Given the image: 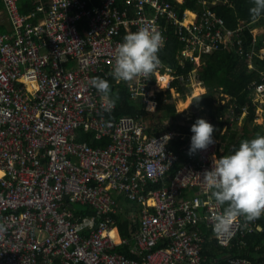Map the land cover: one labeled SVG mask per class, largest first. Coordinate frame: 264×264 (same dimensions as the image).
<instances>
[{
    "label": "built area",
    "instance_id": "1",
    "mask_svg": "<svg viewBox=\"0 0 264 264\" xmlns=\"http://www.w3.org/2000/svg\"><path fill=\"white\" fill-rule=\"evenodd\" d=\"M20 1L3 0L10 33H0V264H254L230 254L207 261L203 253L207 240L231 248L247 234H264L258 219L243 217L230 235L213 231L216 202L202 176L219 159L215 135L189 155L191 135L149 134L146 114L159 110L160 94L174 81H185L162 60L172 35L180 44L177 66L193 64L190 78L199 74L197 58L221 53L234 52L253 71L264 50L252 25L264 15L231 29L214 10L219 0H51L48 11L36 9L45 21L32 24L36 12L22 14ZM187 1L193 4L184 8ZM145 26L164 37L161 66L147 79H113L117 44ZM94 76L112 90L127 87L143 113L109 119L114 108L89 84ZM256 90L264 101V84ZM79 130L87 141H77ZM175 139L188 142L178 154L168 150ZM189 186L200 189L192 200L184 199ZM121 198L141 214L134 238L119 236L109 217ZM120 246L142 260L119 253Z\"/></svg>",
    "mask_w": 264,
    "mask_h": 264
},
{
    "label": "trees",
    "instance_id": "2",
    "mask_svg": "<svg viewBox=\"0 0 264 264\" xmlns=\"http://www.w3.org/2000/svg\"><path fill=\"white\" fill-rule=\"evenodd\" d=\"M226 1V2H225ZM32 0H23L20 2V10L24 15H28L26 13H30L34 10L31 7ZM97 3V0L95 1ZM193 4L192 1H187L184 5V8H188L189 5ZM23 7H27L28 9H23ZM253 7L252 0H219L218 4L214 7V10L217 14L222 17L225 21L226 25L230 28H236L237 26H247L251 25L254 22L251 19L249 9ZM4 8L3 0H0V10ZM264 15V14H262ZM32 24V20H30ZM253 28L263 29L264 30V22L259 24H253ZM245 35L249 41L252 42V34L246 30ZM259 47H264V34L258 38ZM250 44H248L245 48L246 51H249ZM180 48V44L174 35L171 36L170 41L168 43L167 50L165 51V55H163V60L165 64L169 67L175 68L178 75H183L186 77V82L189 83L188 74L193 69V64L187 62L185 64V68L181 69L177 66V62L175 60V56L177 50ZM260 50L259 48H257ZM254 70L251 71L248 68V65L245 63L244 59L238 57L234 52L231 54H214L212 56H207L205 60V67H203L202 72L199 74V78L197 81H202L204 86L208 88V91L205 95L200 96L194 99L195 107L200 110L199 112H209L212 119H210L211 124H215V107L219 103V98L223 97L222 95H229L234 99H237L238 104L240 106L237 108V114L240 115L241 108L246 106V104H251V85L254 82L260 83L262 77L264 76V61H261L259 57L255 58L253 61ZM115 87L118 89L116 93H114ZM173 87L176 88L177 93L185 94L192 89L186 88L182 83L178 80L175 81ZM219 93H222L219 95ZM119 95V99L116 101L114 112L111 118L117 119L122 116H135L137 114H141L142 109L138 104H134L130 98V94L127 87L123 85H116L114 89L110 92V98H114L115 95ZM160 94V111H166L169 113H175L176 106L175 103H164L167 100V96L170 98V92L167 94ZM202 108H204L202 110ZM217 112V111H216ZM255 119V109L250 106L249 114L246 117L243 126L239 128L240 130H231L229 127V119L221 120L216 127L217 131L216 135L219 139H222L226 144H220V151L222 152V156L232 154L235 149L239 147V144L242 140L255 138L257 133L264 134V126L255 125L251 126V123L254 122ZM227 125V129L224 135H221V131L223 127ZM152 130L150 129V132ZM163 131V130H161ZM161 131L159 133H161ZM80 137L77 141H87V136L80 132ZM230 141V144L228 142ZM182 141L177 142L173 146V149H176L178 145H180ZM232 143V144H231ZM93 146H100L101 143L93 142ZM150 185V184H149ZM160 185V184H158ZM153 188H158L160 186H152ZM131 205V204H130ZM133 206V205H132ZM136 207V206H135ZM76 210H79V207H75ZM123 209V205H117L116 213L111 214V217L115 220V222L120 226L121 221L126 218L128 214V210ZM136 212V216L140 213L136 208L134 213ZM77 214H82L85 216L87 212L85 210L80 209ZM260 225L264 230V219L259 220ZM129 224V223H126ZM141 226V225H140ZM139 224H135L132 229L133 234L138 233L140 230ZM120 231L123 236H127L129 234V230H126V227L120 226ZM207 229V228H206ZM205 228L201 229V232L209 238L210 235ZM117 251L123 255L131 259H140V257L136 256L132 253L129 247L121 246L117 249ZM229 253L233 257H241L251 261L254 264H260L264 262V235L263 233H255V234H247L244 238H241L240 242H236L233 248L229 250H222L217 246V242L214 240H207L206 245L204 247V254L206 256L207 261L215 260L222 254ZM225 262V261H224ZM223 262V263H224Z\"/></svg>",
    "mask_w": 264,
    "mask_h": 264
},
{
    "label": "clouds",
    "instance_id": "3",
    "mask_svg": "<svg viewBox=\"0 0 264 264\" xmlns=\"http://www.w3.org/2000/svg\"><path fill=\"white\" fill-rule=\"evenodd\" d=\"M252 3L249 12L255 22L264 14V0H252ZM163 45L164 37L155 28L140 27L126 34L115 48L110 75L123 82L147 79L161 66L158 53ZM89 84L102 94L109 109L115 107L119 95L110 98V84L106 79L94 76ZM190 130L189 155L207 149L214 142L215 127L205 119L198 118ZM202 180L216 202L213 231L217 236L230 235L241 217L245 223L260 218L264 215V134L242 140L232 154L214 160ZM5 231L6 225L0 223V235Z\"/></svg>",
    "mask_w": 264,
    "mask_h": 264
},
{
    "label": "rangeland",
    "instance_id": "4",
    "mask_svg": "<svg viewBox=\"0 0 264 264\" xmlns=\"http://www.w3.org/2000/svg\"><path fill=\"white\" fill-rule=\"evenodd\" d=\"M205 60H206V58H203L201 60L199 58H197L195 60V69L194 70L195 71L199 70V74H200V72H202L203 67H205ZM199 74L196 76V78H190L188 76L189 77V83H185L186 77L184 76L185 81L182 83V85H184L188 89H192V90L188 91L187 93H185V94L177 93L176 88L173 87V84L175 83V81L172 83V87H173L172 89L173 90L168 89L166 92H164L166 94L168 91L170 92L171 97L169 98L167 96V103L168 104L169 103H172V104L175 103L176 111H175V113H169L166 111L158 110L157 112H152L150 114H146V117H147L146 120H147V124L149 126V134H153L155 136H160V135L174 131V132L182 133L184 135H191L192 136V132L190 129H191V126L195 123V121L198 118H203L206 121L210 122V119H212V116H210L209 112H207V111L206 112H199L200 110H198L194 104L195 98H198L200 96L205 95L208 91V88L206 86H204L202 81H197V79L199 78ZM110 83H112V82H110ZM192 84H194L193 87H192ZM260 84H264V76L262 77L260 83L254 82L251 85L252 103L246 104V106H243V108H241L240 115L237 114V108L240 106V104H238V102H237V99H234L229 95H227V96L224 95L223 97L219 98V103L215 107V110L217 112L214 111L216 114V116L214 118L215 124H212L215 127V131H217L216 127H217V125H219L218 123L222 122L221 120H223V122H225V120H228V119H226L228 117L230 118L229 119L230 129L232 131L233 130H240L239 128H241L243 126V123L245 122L246 117L249 114L250 106H252L255 109V119H254V122L251 123V126H255V125L264 126V101L259 99L260 94H258V92L256 90L257 86ZM111 86L112 85L110 84V87ZM117 90L118 89L115 87L114 93H116ZM220 94H222V93H219V95ZM203 109L204 108H202V110ZM122 117H127V116H122ZM122 117H120V118H122ZM108 118L112 119L111 116H109ZM117 119H119V118H117ZM114 120H116V119H114ZM150 129L152 130L151 132H150ZM161 130H163V131H161ZM225 130H226V127L224 126V131ZM160 131H161V133H159ZM80 132H81L80 130L77 132V139H79V137H80V135H79ZM214 134H216V132H214ZM216 139L219 142V145L217 148V154L220 158V157H222V152L220 151V144L222 145L223 143L224 144H226V143L224 141H222V139H219L217 137H216ZM179 141H182V143L180 145H178V147L176 149H173L172 145H175L177 142L179 143ZM168 143H167L168 150L170 152L178 154V153L182 152L181 151L182 148L188 142L181 140V139H175V140L171 141L169 144ZM228 143H230V142H228ZM92 144L93 143L91 142L90 145L92 147H95ZM179 165L180 164H175L173 166L172 170L169 173L168 180H169V178L171 179L175 175V173L177 172V170L180 167ZM186 190H187L186 193H188V191H190L189 194H191L189 200H192V199H194L200 195V189L198 187L189 186L186 188ZM210 197H211V193H210ZM212 199L214 200V198H212ZM119 205H120V207H121V205H123V209L131 208V205H129L128 203L126 204V201H122V203L121 204L119 203ZM109 217H111V215H109ZM260 219H264V216L258 218V220H260ZM112 220L116 225L117 223L115 222V220L113 218H112ZM255 233H261V232H255ZM240 240H241V238L237 239L235 241V243L240 242ZM205 245L206 244H204V247H205ZM231 248H233V246ZM231 248H221V249L222 250H229ZM203 251H204V248H203ZM226 254H229V253L222 254L221 256L218 257V259L219 260L222 259ZM204 256H205V254H204ZM238 258H241V257H238ZM137 260H142V258L137 259ZM221 261H224V260H221Z\"/></svg>",
    "mask_w": 264,
    "mask_h": 264
},
{
    "label": "crops",
    "instance_id": "5",
    "mask_svg": "<svg viewBox=\"0 0 264 264\" xmlns=\"http://www.w3.org/2000/svg\"><path fill=\"white\" fill-rule=\"evenodd\" d=\"M23 0H21L20 2H22ZM51 0H32V2H31V7H32V9L34 8V10L32 11V12H36V14H35V20H32L33 22H35L34 24H36V23H42V22H44L45 21V14L44 13H41V12H37L36 11V9L37 8H39V7H43L44 9H46L47 11L50 9V7H51ZM96 3V2H95ZM22 8L23 9H28L27 7H23L22 6ZM31 12V13H32ZM31 13H30V15H31ZM26 14H28L29 15V13H26ZM254 25H252V27H253ZM230 28V27H229ZM231 29H233V28H231ZM256 33H255V35H256V39H257V48H259L260 50L261 49H263L264 50V47H259V45H258V38H260L263 34H264V30L263 29H257L256 28ZM0 33H2V34H9L10 33V24H9V20H8V17H7V15H6V13L4 12V8H2L1 10H0ZM179 50V49H178ZM178 50H177V53H178ZM162 60H163V58H162ZM163 62H164V60H163ZM165 63V62H164ZM193 87V86H192ZM225 96H227V95H225ZM226 119H229V118H226ZM230 125V124H229ZM225 127H226V129H227V125H225ZM226 131V130H225ZM224 127H223V129H222V131H221V134L222 135H224ZM214 134V133H213ZM216 137H217V135L216 134H214ZM218 138V137H217ZM230 142V141H229ZM228 144H230V143H228ZM190 193V191H188V193H185V195H184V199H189L190 198V196H191V194H189ZM122 201H126V204L128 203L129 205L131 204L129 201H127L126 199H124V198H121L120 200H118L117 199V203H118V205H119V203L121 204L122 203ZM135 206H132L131 205V208H129V209H127L128 210V214L126 215L127 217L126 218H124V220H122L121 221V227H126V230H129V234L127 235V236H123L122 235V233H121V231H120V226L118 225V224H116V226L118 227V235L119 236H121V237H130V238H134V236L137 234V233H134L133 234V231H132V229L134 228V226H135V224H139V226L141 225V219H140V213L136 216V212L134 213V210H135ZM126 210V211H127ZM136 210H137V208H136ZM138 211V210H137ZM126 223H129V224H126ZM202 229V228H201ZM210 241V240H209ZM121 247V246H120ZM127 247H129V246H127ZM130 248V250L132 251V253L133 254H135L137 257L139 256L140 257V255L137 253V252H135V248H132V247H129ZM141 258V257H140Z\"/></svg>",
    "mask_w": 264,
    "mask_h": 264
},
{
    "label": "water",
    "instance_id": "6",
    "mask_svg": "<svg viewBox=\"0 0 264 264\" xmlns=\"http://www.w3.org/2000/svg\"><path fill=\"white\" fill-rule=\"evenodd\" d=\"M112 90V86L110 87V91Z\"/></svg>",
    "mask_w": 264,
    "mask_h": 264
},
{
    "label": "bare ground",
    "instance_id": "7",
    "mask_svg": "<svg viewBox=\"0 0 264 264\" xmlns=\"http://www.w3.org/2000/svg\"><path fill=\"white\" fill-rule=\"evenodd\" d=\"M167 81V80H166Z\"/></svg>",
    "mask_w": 264,
    "mask_h": 264
}]
</instances>
